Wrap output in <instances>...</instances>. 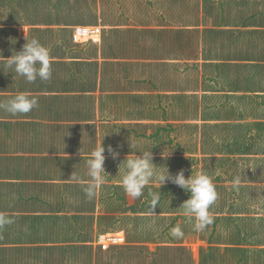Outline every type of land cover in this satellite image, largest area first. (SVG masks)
Returning <instances> with one entry per match:
<instances>
[{
  "label": "crops",
  "instance_id": "1",
  "mask_svg": "<svg viewBox=\"0 0 264 264\" xmlns=\"http://www.w3.org/2000/svg\"><path fill=\"white\" fill-rule=\"evenodd\" d=\"M32 1L0 0V101L38 98L27 114L0 109V212L15 221L0 229V264H264V197L252 195L264 181L244 172L264 160L252 147L264 114L250 113L264 109V0ZM87 25L102 26L100 41L74 43V27ZM26 35L50 50L49 81L14 80L5 67ZM129 137L152 149L157 176L227 158L210 175L218 198L205 230L174 207L171 181L161 188L154 177L138 199L125 193ZM102 141L108 174L88 200L71 175L85 177ZM149 191L160 195L153 212ZM177 224L183 237L170 235ZM106 232L125 240L102 250Z\"/></svg>",
  "mask_w": 264,
  "mask_h": 264
},
{
  "label": "clouds",
  "instance_id": "2",
  "mask_svg": "<svg viewBox=\"0 0 264 264\" xmlns=\"http://www.w3.org/2000/svg\"><path fill=\"white\" fill-rule=\"evenodd\" d=\"M6 59L7 64L5 67L11 68L14 66V70L11 71V73H14V80L16 76H20L26 82L34 83L37 80L49 81L52 78V58L50 50L38 38L33 37L29 39L26 35V43L23 45L22 50L13 52ZM37 106L38 98L27 91L18 92L14 96L0 101V109H3L12 116L27 114ZM129 143L132 151L121 162L124 165L121 187L125 193L132 198L138 199L144 195V189L152 184L154 177L157 178L156 182L161 188L167 182L171 181L190 193L189 198L183 202L181 207L183 208L185 217L193 222V230L197 232L205 230L213 222V217L210 215L209 209L218 198L216 186L210 175L204 171H196L195 169L188 177L185 176L183 169L175 175H172L167 168V174H159L157 176L156 167L158 165L153 161L152 149L142 150L137 148L131 137H129ZM108 151L111 152L113 159H116L119 155L111 146L108 147ZM137 152L140 154L138 155ZM104 153L105 145L102 141L85 158L87 167L85 177L75 174V171L71 175V179L80 182V187L88 200L95 198L97 190L104 183L105 174H108L104 167L106 159ZM169 154L165 151L162 153L164 157H167ZM241 178L242 176H238L233 180L231 185L233 189L238 190ZM148 195L151 197L149 208L152 211L159 204L160 195L152 191H149ZM14 222L12 217L4 212H0V229ZM170 235L175 238H180L183 237L184 232L181 226L177 224L170 229Z\"/></svg>",
  "mask_w": 264,
  "mask_h": 264
},
{
  "label": "rangeland",
  "instance_id": "3",
  "mask_svg": "<svg viewBox=\"0 0 264 264\" xmlns=\"http://www.w3.org/2000/svg\"><path fill=\"white\" fill-rule=\"evenodd\" d=\"M32 2H34L35 4H40L41 2H43V3H54V0H36V2L35 1H32ZM253 3V2H252ZM154 4L156 5L155 6V12H157V10H158V5L159 4H156V1H154ZM29 7H28V9L26 10V12L27 13H30V14H33L34 15V18H37V19H39L38 18V11H37V9L32 5V4H29L28 5ZM150 6H153V4L151 5V3H148V8H151ZM75 7H76V5L74 4V3H72V5H71V8H73V9H75ZM148 11H150V10H148ZM248 18H249V16H247ZM246 17V18H247ZM147 22L148 23H150V21L149 20H147ZM155 22H157V19H155ZM145 35H148L147 33H145ZM154 35H156V33H154ZM159 37V34H157V36H156V38H158ZM72 41L74 42V43H76V44H85V43H88V42H99L100 40H99V37L98 36H96L94 39H96V40H93V39H91V38H88V37H75L73 34H72ZM259 74V73H258ZM261 81H262V83H264V76H260L259 75V83H261ZM253 113L254 115H256L255 113H257V114H264V109L261 107V104L259 105H256V106H252L251 107V111H250V113ZM239 128H237V130H238ZM261 132H264V131H260L259 133H258V135H257V140H256V136H253L252 138H253V143H252V147L254 146V145H257L258 146V148H261L260 150L261 151H263L264 152V150H263V148H264V137H260V133ZM236 134H238V132H235ZM260 137V138H259ZM249 140H251L250 138H246V140L245 141H249ZM98 141H99V139H98ZM247 144V143H246ZM263 147V148H262ZM244 150L245 149H249L250 147H242ZM227 158H223V159H215L214 161L212 160V159H210V158H208V159H206L205 160V162H206V168L205 169H203L204 170V172H206L207 174H209V175H215L217 172H216V166H215V164L214 163H216L217 164V166H219L220 167V165H224V164H227V162H225V163H223L225 160H226ZM230 162H231V164H235L231 159L229 160ZM257 161V160H256ZM255 161V162H256ZM183 170H184V173H185V176L186 177H188V176H190L191 174H192V172L194 171V169L196 170V168H192V166L191 165H189L188 164V166H185L184 168H182ZM181 170V169H180ZM257 170H259V172H257ZM196 171H202V170H196ZM244 172L245 173H247V174H249V175H254V176H256V177H258L259 178V180L260 181H264V160H261L260 161V163L258 164V165H255L254 166V168H248V169H246V170H244ZM240 173V175H241V171L239 172ZM218 176H220V174L218 175ZM253 188H255V187H253ZM164 189L166 190V191H168V193L171 195V201L174 203V207H179L181 204H183V202L185 201V200H187L188 198H189V196H190V193H188V192H186L185 190H183V188H181V187H179V186H165L164 187ZM255 189H258V191L257 190H253L252 191V195L253 196H256V195H262L263 197H264V184H262V185H260L258 188H255ZM174 190H177L178 192H177V194H176V196H173L171 193H174V192H172V191H174ZM174 199H176V201L174 202ZM179 200V201H178ZM245 202H247V201H244L243 203H245ZM172 203H168V205H167V207H172ZM172 219V217L171 218H168V220H171ZM107 233V232H106ZM97 242H98V240H97ZM71 261L74 263V264H76V259H71Z\"/></svg>",
  "mask_w": 264,
  "mask_h": 264
},
{
  "label": "built area",
  "instance_id": "4",
  "mask_svg": "<svg viewBox=\"0 0 264 264\" xmlns=\"http://www.w3.org/2000/svg\"><path fill=\"white\" fill-rule=\"evenodd\" d=\"M102 32L101 25H87V26H75L73 30V35L75 37H88L93 40L96 36H100ZM98 244L102 250H108L111 245L120 244L125 240V237L122 235H117L115 233H104L100 234L98 237Z\"/></svg>",
  "mask_w": 264,
  "mask_h": 264
},
{
  "label": "bare ground",
  "instance_id": "5",
  "mask_svg": "<svg viewBox=\"0 0 264 264\" xmlns=\"http://www.w3.org/2000/svg\"><path fill=\"white\" fill-rule=\"evenodd\" d=\"M121 233H122V232H121ZM121 233H116V234L122 236L123 234H121Z\"/></svg>",
  "mask_w": 264,
  "mask_h": 264
},
{
  "label": "trees",
  "instance_id": "6",
  "mask_svg": "<svg viewBox=\"0 0 264 264\" xmlns=\"http://www.w3.org/2000/svg\"><path fill=\"white\" fill-rule=\"evenodd\" d=\"M73 34V33H72Z\"/></svg>",
  "mask_w": 264,
  "mask_h": 264
}]
</instances>
